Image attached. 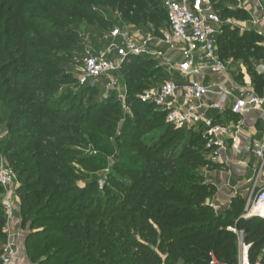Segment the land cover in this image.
<instances>
[{
  "label": "trees",
  "instance_id": "obj_1",
  "mask_svg": "<svg viewBox=\"0 0 264 264\" xmlns=\"http://www.w3.org/2000/svg\"><path fill=\"white\" fill-rule=\"evenodd\" d=\"M229 1L232 4V0ZM151 3L156 5L152 9L149 7ZM212 3L222 19L227 15L236 18L246 17L238 10H228L222 1L212 0ZM96 8L103 9L104 12L109 9L122 12L124 22L142 31H149L146 28L150 21L148 16L163 14L167 28L166 11L161 0L142 2L140 0H0V104L3 105L0 107V121L9 129V137L6 141L8 147L6 159L9 165L13 166L16 159L24 153L38 151L39 155H35L38 158L36 163L38 168H40L39 164L57 165L56 160H51L50 156L53 154H56L55 158L63 161L66 166L69 164L66 160H69L70 155L74 153L71 150L61 149L60 145H64L65 142L79 144L73 134H79L82 127L96 128L95 125L89 126L95 121L103 120L100 118L102 110L107 109L110 117L117 118L114 112L118 107L120 108V103L115 95L109 97L107 107L104 105L102 110L96 105L84 109L66 103L65 99L54 98L51 95L52 89L45 87L57 83L55 76L60 70L56 64L47 62L49 58H54L51 52L70 51L72 49L70 46L74 44L72 40L67 41L60 36L76 37L80 28L79 26L76 30L69 29L65 25L66 22L82 21L91 27L96 23L97 29L110 24L101 18ZM152 23L158 26V29H154V32L158 33L162 29L159 27V22L155 19ZM256 40L260 41L261 38L253 31L237 36L236 32L224 26L217 41L218 55L223 60L232 59L233 63L241 61L247 66L248 71H251L254 64L264 63V47L255 45ZM15 66H17L16 70L13 69ZM119 77L126 83L128 91L126 104L129 106L128 112L123 115L121 111V114L133 118L130 125H125L124 131L127 134L123 136L124 144H127L130 150H138V136L147 129L141 117L147 114L146 111L151 110V116L154 117L152 121L158 130V142L164 145L162 148L164 153L156 158L155 165L152 164L151 155L140 152V156H143L146 162L142 169L146 173L149 170L147 175L151 177L153 174L155 179L142 177L133 187H128L129 193L124 197L123 204L107 216L109 222L98 223V227L105 231L103 235L98 231V227L94 229L90 223L91 220L99 217L98 212L92 216V213L85 211V207L76 209L77 217L70 222L77 224L75 227L66 225L63 231H56L55 227H51L49 235H46L48 232L35 236L27 235L25 239L27 259L35 263L32 259L33 250L39 251L41 247H32L31 242L38 238V243H42L38 236L45 234L42 237L45 242L52 238H66L68 241L60 245L57 250L53 249L52 252L57 251L55 255L47 253L46 259L36 264H58L64 255L65 264H116V262L176 264L180 260L183 264H208L209 252L223 263L237 264V235L227 230L231 223H227L222 216L211 215L210 209L203 205L209 196V188L212 189L203 185V175L198 171L202 166L210 165L203 138L199 133L174 129L165 122V116L153 106L142 104L134 98L135 96H130L132 93L138 94L157 87L166 78L164 70L153 60L130 59L121 65ZM251 79L256 89L260 91L264 86V78L252 72ZM82 91L95 95L102 92V89L84 86ZM37 93L44 95L40 98L37 97ZM98 129L100 130L99 127ZM68 132L72 133L69 135ZM93 134H90L92 142L100 141L101 136ZM101 156L88 157L87 162L91 160L92 164L98 165L99 162H104V157ZM32 173V169L18 171V177L23 183L16 190V195L25 214L32 208L34 212L47 211V205L39 207V204L46 196L49 202L56 196L55 186L50 179L44 180L42 188L40 181L30 182ZM43 173L44 171H40L38 174ZM44 174L46 178L52 177L48 173ZM64 181L68 188L61 193L59 202L70 205L68 196L77 189L74 188L71 180ZM39 187V193L34 197L32 192ZM51 187L53 189L48 192V188ZM135 188H139L138 193ZM148 196L161 198L162 201L155 203L157 206L146 219H137L143 200ZM135 197L137 202L133 206L132 200ZM235 200H238L243 211L244 201ZM188 207L190 209H187ZM231 212L227 211V213ZM116 214L121 217L120 221L118 217L116 219ZM126 216H129L130 220ZM81 220L83 223L81 228H78ZM4 222L5 215L0 205V253L6 237L1 230ZM35 224L33 221V225ZM235 229L242 233L244 243L250 246V264H264V220L256 217L239 219ZM78 234H83L84 236H80L86 240L95 239L99 247H95L93 242L88 243L89 241L80 243ZM143 236L146 239H155V248L150 247L147 241L141 240ZM183 242H191L193 247L191 249L180 247ZM100 248L104 249L100 260L81 255V250L99 252ZM187 251L198 258H185L183 254Z\"/></svg>",
  "mask_w": 264,
  "mask_h": 264
},
{
  "label": "built area",
  "instance_id": "obj_2",
  "mask_svg": "<svg viewBox=\"0 0 264 264\" xmlns=\"http://www.w3.org/2000/svg\"><path fill=\"white\" fill-rule=\"evenodd\" d=\"M232 1L233 7L226 6L228 10L244 13L246 20L224 21L212 0H161L167 28L158 33L135 27L113 28L102 37L107 45L105 51L97 55L87 53L81 60L77 85L101 88L125 103L126 91L119 77L121 65L138 58L157 62L166 78L157 87L144 90L137 100L162 113L165 122L174 129L199 133L209 163H225L226 142L238 140L243 117L260 112L264 120V88L257 92L246 78L235 81L230 72L236 68L231 60L220 58L217 42L224 26L261 36L264 0ZM258 74L264 77V69L260 68ZM227 114L238 120L225 122ZM250 153L257 167L241 218L264 220V137L251 143ZM0 185L3 188L12 185L7 169L0 170ZM1 206L6 215L11 214L13 205L9 200L2 201ZM227 230L237 235V264H250V246L244 243L242 233L232 228ZM0 264H18L17 252L9 240L2 247ZM208 264L226 263L209 253Z\"/></svg>",
  "mask_w": 264,
  "mask_h": 264
},
{
  "label": "rangeland",
  "instance_id": "obj_3",
  "mask_svg": "<svg viewBox=\"0 0 264 264\" xmlns=\"http://www.w3.org/2000/svg\"><path fill=\"white\" fill-rule=\"evenodd\" d=\"M141 2L143 0H140ZM222 1L224 6L228 7L231 6V2L229 0H218ZM150 2V1H149ZM156 5L151 3L149 4V7L152 9ZM98 9V8H96ZM100 16L102 19L107 20L110 22V24L106 27H101L100 29H97L96 23H94L93 27L91 25L86 24L85 22H77V21H70L66 22L65 25L69 27V29L76 30L77 27L80 26L78 29L77 36H68V35H61L63 39H66L67 41L72 40L73 45L70 46L72 49L70 51L63 50V51H54L51 52L53 55V59L49 58L47 60L48 63L56 64L59 67V73L56 74V80L57 83L55 85L45 86L47 89H52V94L54 98H62L66 100V103H72L75 104L78 108H86L91 107L92 105H96L98 109H103V106L105 105L107 107L108 99L111 95H115L114 93H106V92H99L98 94L91 95V92H85L82 91V87H79L77 85V76H78V69L81 66V60L86 56L87 49L93 48L97 50V52L101 53L103 50H105V45L102 41L103 35L108 33L113 28H125L130 29L133 28L129 23H126L123 21L122 18V12H117L116 10H106L107 12H104L103 9H98ZM220 12V8L218 9ZM156 15L154 18L151 16H148V19L150 21L146 25V28L149 30H156L158 29L155 24L152 23L156 19L157 22H159V27L162 29H165V20L163 14H153ZM245 18H236V17H230L226 16L223 17V20H246ZM228 27V30L234 31L237 33V36L245 35L246 32H239L234 27ZM249 32V31H247ZM260 37V36H259ZM261 38V37H260ZM255 45L262 46L264 45V42H261L259 40L255 41ZM237 63L234 65L235 67L242 65L246 69L244 63L241 61L235 62ZM14 70L17 69V66L13 67ZM165 79V78H164ZM163 79V80H164ZM121 85L125 87L126 91V97L128 94L126 83L124 80H121ZM122 87V88H123ZM124 93V92H122ZM121 93V94H122ZM142 93V92H141ZM141 93H132L130 96H135L134 98L137 100V96ZM37 97H43L44 94H36ZM126 100V99H125ZM125 103H120V108L114 112L115 116L117 118L110 117L107 113V109L100 111V121H95L92 124H90L89 127H93L94 125L96 128L88 129L87 127H82L79 130V134L74 133V137L78 140L79 144H73L65 142L64 145H60L61 149H67L73 151L74 154L70 155V159L66 160L67 164L66 166L62 163L63 161L58 160L56 157V154H53L51 157V160H56L57 165L55 166H45L42 164H39L40 168L37 167L36 163L38 162V158H36L35 155H39L36 151L33 153L27 152L22 154L18 159H16L13 166L9 165L7 163L6 159V152L8 150V147H6V141L9 137V129L7 128V125L5 123H2L0 121V170L1 169H7L11 173L12 177V185L3 188L0 185V205L2 201L5 199L9 200L12 207V212L10 215H5V222L2 227V232L5 233V242L8 241V236L11 234V221L16 220V230H19L18 227H21V229H24L25 231V238H24V251H25V258L26 261L29 264H36L38 261H44L47 257V253H51L52 255H55L56 252H52L53 249L57 250L60 248L63 243L68 241L66 238H52L49 239L47 242L44 241L42 237L45 236L41 235L39 240H42V243H38V238L34 239V242H31L32 247H41L39 251L33 250V256L32 259L35 260V263H31L27 257H26V248H25V239L27 235H37L42 234L44 232H48L46 235H49L50 228H56V231H63L66 227V225H73V227L77 226L75 223H70L72 219L77 217L76 209L85 207V211H88L89 213H92V216L97 214L98 212V218H95L94 220H91L90 223L94 227H98V223L101 224H107L109 222V214L113 212L116 209H119V207L124 202V197L129 193L128 187H133V185L137 184V182L140 181L142 177H149L150 179H155V175H147L149 173V170L147 173L142 169V167L145 165V160H143V156H140V152H143L146 155H151L152 158V164H156V158H158L159 155H161L163 152L162 148L164 145H160L158 142V130L156 124L152 121L154 117L151 116V110L146 111L147 114H145L144 117H141L142 121H145L144 125L147 127L146 132L142 135L138 136V150H130L127 147V144H124L123 136H125L127 133L124 131L125 125H130L132 123V117H124L125 112H128V105ZM3 106L0 104V107ZM121 111L123 115L121 114ZM149 115L151 117H149ZM152 121V122H151ZM100 128V130L98 129ZM66 133V132H64ZM69 135L72 132H68ZM98 134L100 141L92 142L90 139V134ZM67 134V133H66ZM66 134H63L64 136ZM93 134V135H94ZM188 134V133H186ZM68 135V134H67ZM75 139V138H74ZM117 139H120L117 141ZM37 153V154H34ZM139 154V155H138ZM51 155V154H50ZM96 155H102L101 157H104V162H99V164H92L91 160L87 162L88 157L96 156ZM208 158V155H207ZM23 159V160H22ZM59 166V167H58ZM65 169V167H68V169H61L62 167ZM22 169H32L33 173L30 176V182H37L40 181L42 183V186L44 187L43 183L45 179H50L51 183L54 184L55 188L54 191L56 192V196L54 199H52L51 202H49V198L47 196L45 197V200H43L39 207L42 205H47L48 210L47 211H41L38 210L37 212L33 211V208L29 210L27 214L23 211V208L20 204L19 198L16 195V190L22 185L23 180L19 179L18 177V171ZM155 169V166H154ZM36 170L38 172H36ZM40 171H44V173H48L52 177L46 178V175L38 174ZM198 171L203 175V185L209 186L208 179L210 174L215 171L214 169L211 170L209 167H201L198 169ZM142 174V176H141ZM64 180H71L72 185L74 188H76V192H74L72 195L68 196V201L70 205H64L59 202V198L61 197V193L68 188V186L65 184ZM250 180V176H247L242 181L247 182ZM33 190L34 197L37 196L38 189ZM70 187V186H69ZM211 187V186H210ZM53 189V187L48 188V192H50ZM139 188H135L137 190ZM210 189L208 190V197L203 202L204 206H207L208 209H210L211 215L215 216H222L227 223H231L228 228L235 229V224L239 219L241 218L243 211H241V207L239 206L240 203L238 200L232 199L226 204H221L217 202L215 199V190L211 192ZM48 194V193H46ZM154 197V198H153ZM47 198V199H46ZM132 205L134 206L137 202V198H133ZM142 208L139 210L136 218L137 219H146L147 216H150V213H152V209H155L157 205L155 203H159V201H162L161 198H157L155 196H148L143 200ZM176 203V201L174 202ZM188 203V202H186ZM91 207H89V205ZM191 205V204H190ZM2 207V206H1ZM192 207V206H190ZM188 207L187 209H190ZM198 208V207H197ZM192 209V208H191ZM196 209V208H195ZM2 210L4 211L3 207ZM176 210V208L174 209ZM227 211H232L231 213H227ZM87 212V213H88ZM181 210L179 209V213ZM175 213H177L175 211ZM116 219L119 218L118 214ZM118 217V218H117ZM127 217V216H126ZM128 220H130L129 216L127 217ZM121 220V217L118 219V221ZM36 223L35 225H33ZM43 221H53V222H43ZM83 223V220H81L78 224V228H81V225ZM180 224V223H179ZM171 225V224H169ZM101 227V226H100ZM103 228V227H102ZM98 231H101L100 234L103 235L105 231L101 230L98 227ZM157 232L159 231L158 227L156 228ZM130 231V230H129ZM19 231H16V234L19 236ZM156 232V233H157ZM237 232V230H236ZM238 234L241 232H237ZM83 235V234H78ZM84 236V235H83ZM137 239H139L138 236H135ZM135 238V239H136ZM143 241H147L150 247L155 248L156 240L155 239H146L145 236L141 238ZM86 241L93 242V245L96 247H99L98 242H95V239L86 240L81 238L80 236V243H86ZM180 247L191 249L192 243L191 242H183L180 244ZM15 249V247H14ZM45 251V252H44ZM49 251V252H48ZM96 252V253H95ZM93 252L92 250H81V255H84L86 257H90L91 259L100 260L101 254L104 252V249L100 248V251ZM212 253V252H209ZM185 258L189 259H197L198 257L194 254L189 253L188 251L183 254ZM66 256L64 255L62 257V260L58 264H65ZM108 264V263H105ZM116 264H118L116 262ZM176 264H183V262L180 260Z\"/></svg>",
  "mask_w": 264,
  "mask_h": 264
},
{
  "label": "crops",
  "instance_id": "obj_4",
  "mask_svg": "<svg viewBox=\"0 0 264 264\" xmlns=\"http://www.w3.org/2000/svg\"><path fill=\"white\" fill-rule=\"evenodd\" d=\"M230 7H233V1L232 5L228 6V8ZM259 31L261 32L260 41L264 42V25H262V28H260ZM103 43L106 44L105 42ZM106 46L107 45H105V47ZM262 46L264 47V45ZM104 51L105 50H103V52ZM87 53L91 55L100 54L93 48H88ZM228 60L233 62L232 59ZM236 64L237 63L235 62L233 63V65ZM245 67L246 69L242 65L237 67L234 66L236 71L230 72L232 77H234L235 81L237 82H242L243 78H246L255 91L260 92L264 86L260 91H258L253 80L251 79V73L255 72L257 75L262 76L258 74V70L260 68L264 69V63L256 65L254 64V71H248L246 65ZM225 120V122H236L238 119L227 114ZM242 122V131L238 140H229L226 142V150L223 154L226 162L217 164L210 163L209 165V169H214L215 171L210 174L211 177H209L207 181L209 186L212 187L213 191L215 190V199L221 204H226L230 200L232 201L234 198L245 201L247 190L251 186L257 167V161L252 157L250 153V147L253 141L260 140L264 137V120L261 119L260 112H252L244 116ZM247 176H250V180L243 182L242 180ZM231 180L235 182L233 187L230 185ZM16 222L17 221L14 219L10 223L12 232L9 235L8 240L15 247L18 264H29L26 261L24 251V238L26 233L24 229H21V227H18L19 230H16ZM16 231H19V236L16 234Z\"/></svg>",
  "mask_w": 264,
  "mask_h": 264
},
{
  "label": "water",
  "instance_id": "obj_5",
  "mask_svg": "<svg viewBox=\"0 0 264 264\" xmlns=\"http://www.w3.org/2000/svg\"><path fill=\"white\" fill-rule=\"evenodd\" d=\"M235 182L233 180L230 181V185L233 187Z\"/></svg>",
  "mask_w": 264,
  "mask_h": 264
}]
</instances>
